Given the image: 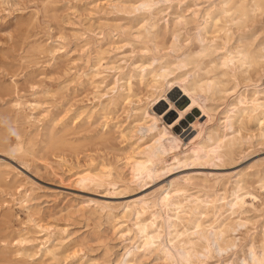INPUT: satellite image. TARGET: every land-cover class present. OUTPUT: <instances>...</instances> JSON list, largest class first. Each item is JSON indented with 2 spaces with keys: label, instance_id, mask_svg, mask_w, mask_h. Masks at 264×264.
<instances>
[{
  "label": "rangeland",
  "instance_id": "374dc122",
  "mask_svg": "<svg viewBox=\"0 0 264 264\" xmlns=\"http://www.w3.org/2000/svg\"><path fill=\"white\" fill-rule=\"evenodd\" d=\"M131 1L0 0V264H117L140 240L135 216L126 207L157 199L171 181L187 188L186 206L215 198L223 209L213 211L204 204V214L194 218L184 210L174 220L180 239L173 230L168 235L165 221L172 213L158 208L148 212L140 223L152 224L148 233L160 234L172 259L150 250L131 264H253L251 248L264 264V128L249 123L241 136L223 140L218 158L212 154L203 159L193 152L195 143H213L206 139L210 132L215 140L231 134L224 130L226 111L241 94L250 98L263 89L264 66L248 70L236 61L237 52H243L264 63V12H250L247 20L234 15L228 32L209 43L199 37L208 38L205 32L211 30L197 29L204 26L205 14H220L228 0H157L149 12L135 13L123 9ZM172 33L178 37L173 50ZM228 53L238 69L222 64L220 58ZM153 60L146 72L166 63L174 69L182 62L189 85L210 83L204 98L211 123L205 124L203 117L200 125L188 124L178 133L181 141L168 144L175 151L169 150L164 167L174 163L170 155L180 153L181 161L188 160L180 168L174 163L172 171L139 181L126 158L140 142L121 136L128 134L133 110L143 103L129 106L121 98L113 107L108 98L116 92L126 96L120 87L127 81L134 94L144 96L149 77L138 66ZM118 79L114 94L103 96ZM179 85H166L164 97L174 87L182 92ZM159 101L150 97L149 110ZM170 102L173 107L164 100L157 124L175 132L179 113L191 103ZM61 140L67 144H58ZM103 166L112 169L111 179L78 184L76 174L99 175ZM185 178L194 180L188 184ZM228 216L232 224L218 240L220 253L192 232L196 219L206 231ZM211 233L206 231L208 240ZM169 242L189 256L180 258Z\"/></svg>",
  "mask_w": 264,
  "mask_h": 264
},
{
  "label": "bare ground",
  "instance_id": "6f19581e",
  "mask_svg": "<svg viewBox=\"0 0 264 264\" xmlns=\"http://www.w3.org/2000/svg\"><path fill=\"white\" fill-rule=\"evenodd\" d=\"M156 1L157 0H133L130 2V4H128V6H123V9L130 10L132 13L140 11L149 12L152 7L158 4V2ZM225 7L226 8L223 9L220 14L216 15L213 18L211 17V13L205 14V18L203 19L204 26L198 28L197 30L206 31L207 28H209L211 31L209 33L205 32V35H208V38H201L200 36V42L209 41L210 43L213 41L214 38H218L221 33L225 35L228 32V27L230 23L233 21L234 15H239L241 18L244 17L247 20L250 12H264V0H251L250 3L244 0H238L237 2H235L234 0H228L225 2ZM237 19L239 18L237 17ZM166 26H168V24ZM171 37V49L173 50L175 48V44L177 42L178 37L175 33H172ZM153 38L154 42H156L157 36L154 35ZM154 47L156 49L158 48L156 44L154 45ZM237 54H240V59L237 60L236 63L239 64L241 62L240 67L246 65L248 70H256L260 68V65L264 66V63L259 61V56H257L256 54L251 55L250 53L247 54L243 52H237ZM220 60L222 61V64H232L231 66L234 69H238V67H235L233 59L230 58L229 53L221 57ZM154 62L155 60H153L152 63L140 64L138 66V69L141 72H146V68L151 67ZM180 63L182 62H179V64L173 66L174 69L171 68L173 64L166 63L164 65L159 66L158 68H154L150 72H146L145 76H148L149 79L145 86L148 90H146V94L144 96L138 97L136 94H134L132 92V85L129 81L125 82V84L120 87L122 89L124 88L127 93L126 96L121 93L118 94V92L114 94L115 90H117L119 87V79L115 81L113 85L111 84L106 86V92L103 94V96H106L108 94H114L113 96L108 98V103L111 104V106L113 107L117 105L118 100L121 98L127 101L129 106L133 103H143L142 107L138 108L137 110H133L135 112L133 114L135 120L132 122V126L128 130V134H123L121 136L122 138H127L128 135L138 137L136 141H139L140 144L132 150V153L126 158V161L131 175L139 181L152 179L154 176H157L160 171L163 170L172 171L175 167L173 165L174 163L177 167L182 166L184 163H186L188 160L184 158L185 160L181 161L180 153L172 154L170 156L171 158H173L174 163L172 165H169L168 167H164V164L167 161L166 158L167 156H169L168 154H170L169 150H174L173 146H169L168 144L172 142L175 143V141H181L180 136H178V133L183 134V131L185 130L186 125L188 124L191 125V128L200 125V120L203 117L207 118V121L204 122L205 124L211 123V118L206 105L208 100L204 98V92L211 91L210 83L205 80L202 82L200 81L197 84L193 83L192 85H189L188 78H190V74L181 73V69L186 68L187 65H183L182 67H180ZM114 70H118V68ZM177 71H179V74L173 77V75ZM130 79L131 77L129 78V80ZM178 82L182 84L181 86L179 85L182 92L176 87H174L171 90L169 97H164L165 86ZM150 97L160 99L159 104L153 111L149 110L148 99ZM161 97H164V100L168 102L169 106L171 107H173V105L170 100L176 102L178 106H182L188 102L191 103V105L184 112L179 113L181 118L178 121L179 123L176 122L175 124V132L167 130L164 124L162 129L158 128L157 123L161 120L158 118L157 114H160L164 105L166 106L164 100H162ZM133 98L135 100H133ZM17 106L20 107L21 105L17 104ZM171 111L172 110H170L169 112H164V116L169 118ZM46 118L43 117V120ZM223 119L224 130L231 131V134H226L221 139L215 140L212 135L213 132H210L206 139L208 142H213L212 144L209 145L200 142L195 143L196 149L193 152L201 154L203 159H211L212 154H215L216 158H218V156L216 155V149L220 145L224 144L223 140H227L226 143L230 142L229 140L231 139H229V137L235 133L241 136L242 129L246 128V126L251 122H255L260 131L263 130L264 87L262 90H254L251 93L250 98L241 94L239 96V99L232 105V108L229 110V112L226 111ZM192 120H196V122L192 123ZM103 137L104 135H102L100 138ZM232 138L235 139V135ZM59 143L60 145L67 144L63 140L58 141V144ZM72 149H75V147L73 146ZM134 155L139 156V158H134ZM101 171L102 172L99 175L91 173H84L80 175L76 174L78 184L86 186L88 184H93L100 180L111 179L112 169L110 167L103 166ZM193 180V178L184 179V181L188 184ZM214 181L216 183L217 179H215ZM187 192L188 190L186 187L177 185L174 181H171L169 184V190L165 189L163 194L157 199L150 202L143 201L142 199L138 202L129 204L126 207V213L135 216L136 229L140 236V240L139 243L135 246L134 251L131 250L132 247L126 249L125 253L121 256L117 264H131L137 258L138 255H140L141 253L143 254L146 252H150V250L160 252L161 256L165 259H172L170 253L171 249L164 246L163 242H160V239L162 238L160 234L154 232L148 233V230L152 228V224L149 225V223H140V219L148 212L158 208L159 210H166L167 212L172 213V215H169L165 221L166 227L168 229V235L171 236L172 234L170 231L173 230L175 238L180 239L183 234L181 232H177V225L174 220H179L178 216L179 214L184 212V210H187V212H184L185 214L187 213L190 218H194L196 216H201L204 214V204L211 205L213 211L221 212V210L223 209L222 206L217 205L219 200L215 198L206 201L205 203L197 201L199 203H189V205L186 206L184 202H186L188 199L186 197ZM228 206L232 207L234 205L228 204ZM233 214L234 212H231V216ZM231 216H228L224 220L218 222V226L216 227V229H213L211 225L217 223V220L210 225L209 230H206L212 231L210 240H208V235L206 234L205 227L197 219L192 222V232L199 236V238L204 239L207 244L209 243L210 245V243H212L215 246L214 251L220 253L222 252L223 248L222 245L218 243V240L225 233H227V231H229L232 224ZM219 217H222V214ZM179 243H182V245L186 244L183 241ZM169 244L172 249L176 250L180 258L185 259L189 256L188 254L184 253V249L182 247L177 248L172 244V242H169ZM229 244L232 245L233 240L229 241ZM250 252L252 263L259 264L254 257V251L252 248L250 249Z\"/></svg>",
  "mask_w": 264,
  "mask_h": 264
}]
</instances>
